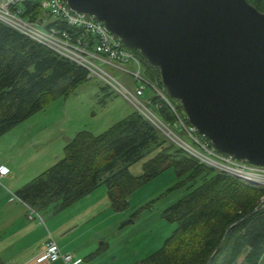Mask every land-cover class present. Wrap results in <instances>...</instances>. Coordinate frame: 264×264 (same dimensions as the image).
<instances>
[{
	"label": "trees",
	"instance_id": "16d2710c",
	"mask_svg": "<svg viewBox=\"0 0 264 264\" xmlns=\"http://www.w3.org/2000/svg\"><path fill=\"white\" fill-rule=\"evenodd\" d=\"M248 1L264 12V0ZM24 6L31 19L43 18L39 0H27ZM47 27L92 37L61 19ZM131 50L144 64L149 82L166 96L155 93L150 109L172 128L179 117L189 124L179 101L165 91L159 69ZM89 77L85 66L0 21V136L55 97L70 96ZM151 154L142 172L133 174L130 167ZM168 168L177 176L170 189L190 191L163 211V218L176 224L163 246L134 264H239L243 254L242 264H264V188L201 162L139 110L100 133L76 132L60 159L16 195L38 213H56L105 185L113 210L122 212L134 191ZM0 264H5L1 258Z\"/></svg>",
	"mask_w": 264,
	"mask_h": 264
},
{
	"label": "water",
	"instance_id": "95a60500",
	"mask_svg": "<svg viewBox=\"0 0 264 264\" xmlns=\"http://www.w3.org/2000/svg\"><path fill=\"white\" fill-rule=\"evenodd\" d=\"M160 71L223 153L264 166V12L248 0H66Z\"/></svg>",
	"mask_w": 264,
	"mask_h": 264
},
{
	"label": "crops",
	"instance_id": "0c3cea01",
	"mask_svg": "<svg viewBox=\"0 0 264 264\" xmlns=\"http://www.w3.org/2000/svg\"><path fill=\"white\" fill-rule=\"evenodd\" d=\"M26 129H34L35 137L11 138L12 130L0 136V258L5 264H66L41 260L52 237L62 252L72 254L70 264H123L111 250V238L121 233L125 211L113 210L107 188L100 186L56 213H38L17 197L20 187L60 159L65 144L81 128L69 132L44 121Z\"/></svg>",
	"mask_w": 264,
	"mask_h": 264
},
{
	"label": "rangeland",
	"instance_id": "374dc122",
	"mask_svg": "<svg viewBox=\"0 0 264 264\" xmlns=\"http://www.w3.org/2000/svg\"><path fill=\"white\" fill-rule=\"evenodd\" d=\"M42 15L45 25L56 18L46 11H43ZM123 66L131 71L137 70L133 63ZM142 67V76L147 80L144 64ZM104 69L110 75L112 83L118 81L132 92L138 85L144 83L146 88L144 95L140 96V100L150 108L146 103L156 93L150 83L136 80L133 74L111 65H104ZM111 82L92 72L89 79L77 87L70 96L55 97L43 109L15 126L8 136L12 135L11 138H18L19 135L23 138L35 137L34 129H26L28 124L36 126L44 121L58 123L60 127H67L69 132H75L81 128L97 129V133H99L133 111L140 110ZM174 130L180 133L185 141L193 144L188 134L176 128ZM153 154L132 165L131 172L136 175L140 174L144 161ZM176 177L174 169L168 168L151 181L140 186L130 196L129 207L123 213L120 222V225H123L121 233H116L111 238V250L118 259H122L123 264L127 261L130 262L128 264H134L153 253L163 246L165 240L175 230L176 224L163 218V211L190 191L186 188L170 189L175 184ZM102 187L106 188L105 185ZM139 209H142L141 212L135 215ZM101 242L98 241L97 246ZM243 258L244 254L241 256L239 264H242Z\"/></svg>",
	"mask_w": 264,
	"mask_h": 264
},
{
	"label": "built area",
	"instance_id": "2783aa9c",
	"mask_svg": "<svg viewBox=\"0 0 264 264\" xmlns=\"http://www.w3.org/2000/svg\"><path fill=\"white\" fill-rule=\"evenodd\" d=\"M27 0H0V21L28 35L35 41L51 48L61 55L85 66L90 74L97 73L111 82L104 65H111L125 72L131 73L136 80L147 84L149 80L142 76V63L133 50L123 45L121 40L113 34L105 23L94 15L72 9L66 0H39L41 9L50 15L65 21L69 26L79 27L91 34L92 37L83 38L57 28L47 27L44 18L39 21L25 15L24 3ZM133 63L137 68L131 71L123 65ZM112 83V82H111ZM115 88L137 106L142 114L152 121L174 143L184 148L191 155L214 168L237 177L244 182L264 188V166L255 165L245 159H238L233 155L218 151L210 139L200 134L196 127L179 117L174 128L186 133L193 144L185 141L181 134L170 125L164 123L147 105L140 100L146 85L141 83L134 92L122 83H112ZM155 92L166 99L162 90L150 83ZM149 105V100L148 103ZM172 106V105H171ZM173 107V106H172ZM189 122V121H188ZM264 206V196L261 198ZM42 259L50 261L62 260L66 264L72 262V254L62 252L55 239L49 238L44 245Z\"/></svg>",
	"mask_w": 264,
	"mask_h": 264
}]
</instances>
